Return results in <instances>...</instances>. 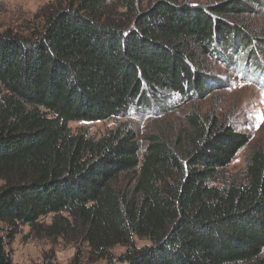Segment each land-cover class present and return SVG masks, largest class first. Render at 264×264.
<instances>
[{"label": "trees", "instance_id": "16d2710c", "mask_svg": "<svg viewBox=\"0 0 264 264\" xmlns=\"http://www.w3.org/2000/svg\"><path fill=\"white\" fill-rule=\"evenodd\" d=\"M254 4L54 0L31 37L0 32V264L25 226L85 246L91 264L118 246L124 264H264V146L229 184L250 140L216 112L157 123L144 142L129 120L99 138L69 126L201 96L203 57L221 47L261 66Z\"/></svg>", "mask_w": 264, "mask_h": 264}, {"label": "rangeland", "instance_id": "374dc122", "mask_svg": "<svg viewBox=\"0 0 264 264\" xmlns=\"http://www.w3.org/2000/svg\"><path fill=\"white\" fill-rule=\"evenodd\" d=\"M178 3H188L193 6H215L229 0H173ZM54 0H2L0 6V32L11 30L25 37L33 33L44 24L41 17L44 9L51 8ZM252 13L245 16L252 29L254 37L264 40V5L254 4ZM260 43L257 44L259 47ZM221 56L205 58L202 66L205 74L211 78L206 91L201 96L182 100L172 93L165 94L159 102H150L149 107H138L132 111L128 119H109L99 122H72V133L85 132L91 137L99 138L114 128L119 121L129 120L139 132L141 141L152 132L155 124L161 122H180L191 110L216 112L220 119L231 125L237 133L249 137L250 144L241 149L233 162L226 170L227 182L230 184L240 179L241 172L246 167L249 153L264 146V122L259 117L264 114V43L257 49L256 58L260 59L261 66L255 67L256 60L248 50L242 52L241 58L232 52V47H221ZM243 56V57H242ZM257 64V63H256ZM213 82H216V84ZM171 99V100H170ZM170 110V111H168ZM50 223L51 218L45 220ZM11 246L8 247L12 264H75V257L80 252L81 263L91 264L88 261L87 251L83 245H70L62 240L53 242L45 239H35L30 234L29 227L22 228ZM137 246L149 245L148 241L135 239ZM126 251L125 247L118 246L112 251L109 260L95 264H124L119 257Z\"/></svg>", "mask_w": 264, "mask_h": 264}, {"label": "snow or ice", "instance_id": "6c2138e0", "mask_svg": "<svg viewBox=\"0 0 264 264\" xmlns=\"http://www.w3.org/2000/svg\"><path fill=\"white\" fill-rule=\"evenodd\" d=\"M259 119L261 120V122H264V114H261V116L259 117Z\"/></svg>", "mask_w": 264, "mask_h": 264}]
</instances>
